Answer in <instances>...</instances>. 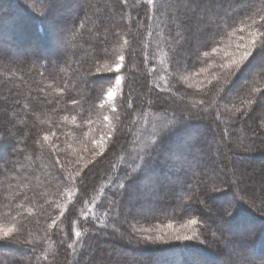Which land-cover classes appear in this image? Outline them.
Instances as JSON below:
<instances>
[{
    "label": "trees",
    "instance_id": "trees-1",
    "mask_svg": "<svg viewBox=\"0 0 264 264\" xmlns=\"http://www.w3.org/2000/svg\"><path fill=\"white\" fill-rule=\"evenodd\" d=\"M34 2L0 0V44L55 51L50 60L24 55L17 63L0 54V229L11 230L0 239V264H203L202 256L218 263L223 252L227 264H264L252 260L264 254V203L245 198L218 168L229 146L264 158V72L250 69L264 62V48L227 82L223 67L264 39V0H192L188 9L176 0H54L56 12L70 4L57 25L66 33L63 49H55L58 37L50 39ZM183 56L191 64L185 74H202L199 86L178 87ZM117 76L119 90L106 104ZM144 89L148 102L140 104ZM159 119L171 126L162 134ZM129 124L152 142L129 136ZM215 136L224 151L215 150ZM167 179L171 185H160ZM119 182L126 188L113 212ZM145 193L167 200L144 210L137 204L148 207ZM56 227L73 241L71 258ZM161 233L192 239L143 241ZM25 244L32 253L22 255Z\"/></svg>",
    "mask_w": 264,
    "mask_h": 264
},
{
    "label": "rangeland",
    "instance_id": "rangeland-1",
    "mask_svg": "<svg viewBox=\"0 0 264 264\" xmlns=\"http://www.w3.org/2000/svg\"><path fill=\"white\" fill-rule=\"evenodd\" d=\"M33 1H35V2H37L36 4L37 5H39V7L40 8H42L43 7V5H42V3H41V0H33ZM127 1H131V0H127ZM186 1L187 0H179V7L181 8V9H185V5H188L189 4V1H187V3H186ZM35 2H34V4H35ZM182 2V3H181ZM63 2H62V0H56V2H55V4L57 5V6H59V5H61ZM54 4V2H53V5H52V7L55 5ZM40 5H42V6H40ZM38 7V6H37ZM38 7V8H39ZM62 7L63 8H61V9H63L62 11H58V12H56V11H54V10H52L51 9V13H52V15L51 16H47L46 14H44L45 16V18H44V22H45V24H46V27H47V31H46V33L48 32L49 33V35H50V39H54L56 36L58 37V41L55 43V49L56 48H60L61 46H62V48L61 49H63V48H65L64 46H65V41H64V38L63 37H65V35H66V33H63L62 32V30H61V28H58V24L60 23V20H61V17L60 16H62L64 13H65V11H66V9L68 8V7H70V4L69 3H64L63 5H62ZM141 7V6H140ZM79 9H77L76 8V10H75V13L71 16L72 18H75L76 16H78L79 15V13L81 12V11H83V2L82 3H80V6L78 7ZM191 8V7H190ZM122 10H123V12L125 11V6H123V8H122ZM44 12V11H43ZM131 16H132V18H133V14L131 13ZM67 18V17H66ZM131 18V17H130ZM131 18V19H132ZM128 24V23H127ZM125 25H126V23H125ZM137 25V24H136ZM126 27V26H125ZM180 28V27H179ZM195 28V27H194ZM183 30H185V29H183ZM197 30V29H196ZM62 34V35H61ZM59 35V36H58ZM178 40V39H177ZM182 43V42H181ZM30 46H27V47H25V48H22V50L19 48V47H17V46H15V47H9L8 45H4V44H0V54H6V57H7V59L8 60H10L11 62H14V63H17L19 60H20V58L21 57H23L24 55H28V56H40V57H42V55L43 56H45L47 59H53L54 58V56H55V54H54V52L55 51H49L48 53L46 52H43L42 50H40V49H38V47L37 48H31V44H29ZM204 52V51H203ZM137 57V55L135 56V58ZM143 57V56H142ZM188 57H186V56H183V59H182V62L180 63V66H181V72L179 73V75H178V79H179V86L178 87H180V89L181 88H183V89H188V87L189 86H199L200 84H201V82L203 81V78L201 79V76H202V74H192V75H189V74H185L186 73V71H189V68H191V64H189L188 63ZM264 63V62H263ZM263 63L262 62H260L258 65H256V63L254 64V62H253V64L251 65V67H250V69L252 68V67H257V69H255L257 72H264V65H263ZM119 66H120V64H119ZM250 69H249V71H250ZM4 71V70H3ZM248 71V70H247ZM255 71V72H256ZM6 72L7 73H12L13 71H8V70H6ZM167 72H165V74H166ZM2 77H4V78H6V76H2ZM234 78V77H233ZM233 82H234V80H233ZM233 82L231 83V86L232 85H234L233 84ZM120 83H121V78H120ZM154 82H152V84H153ZM162 85H161V84ZM159 84V86L161 87V88H165V86H166V84H163V82H159L158 83ZM14 84H9V87L10 88H14ZM119 86L120 85H117L116 84V81H115V84H114V86H113V88L111 89V96H109V92L107 93V95L105 96V103L106 104H109V103H111L112 102V100L114 99V97H115V95H116V93L118 92V90H119ZM171 87V85L170 84H168L167 85V88L166 89H168V87ZM236 87V86H235ZM175 90V89H174ZM175 93L177 92V91H174ZM137 95V94H136ZM175 96H179V94L177 93V94H175ZM148 96H147V90L146 89H144L143 90V92L141 93V94H139L138 95V102L141 104L142 102L143 103H147L148 102V98H147ZM182 97V96H181ZM13 102H11V104H12ZM139 104V105H140ZM134 110V109H133ZM215 116V115H214ZM187 118H189V119H191V118H193V119H197V118H195V117H193V116H188ZM203 118L204 117H202V120H203ZM158 119V118H157ZM156 119V120H157ZM205 119V118H204ZM216 119V118H215ZM156 120H154V122H156ZM186 120V119H185ZM220 120V119H219ZM160 123H159V122ZM156 123H158V126H160V125H162V123H164V125L163 126H165V122H161V119H159ZM145 121H142V122H140V126H141V129H143V127H145L144 125H145V123H144ZM219 122V121H218ZM224 123V122H223ZM239 124V123H238ZM168 125V124H167ZM238 126V125H237ZM13 128V126H10V128L9 127H7L6 128V131H9V130H12V128ZM243 127L241 126V127H237V129H238V131L240 132V133H244V132H246L245 130H243L242 129ZM260 128H261V130H263L264 131V124H262L261 126H260ZM260 128H259V130H260ZM154 130H155V128H153ZM124 130H125V132H128V134H129V136H132L133 138H135V140L137 139H141L142 141H140L141 143H143V141L145 140V139H147V140H145L144 142H148V141H150V142H152L151 141V139L148 137V134H144V135H140L139 134V131H141L140 130V128H138V129H135V127L134 128H131V126H130V124H129V126H127V127H125L124 128ZM136 130V131H135ZM151 131H153L152 129H151ZM200 131V130H199ZM253 130H249L248 131V133L249 134H251V135H255L256 134V131L254 130L253 132H252ZM149 132V131H148ZM202 131H200V133H201ZM151 134H153V132H151ZM21 135H23V130H22V133H21ZM140 135V136H139ZM139 137V138H138ZM143 138H145V139H143ZM136 140V141H137ZM135 141V142H136ZM137 143V142H136ZM135 143V144H136ZM214 144L216 145L215 146V150H217V151H222L224 148V146L222 145V142H218L217 141V136H215V141H214ZM152 145V144H151ZM150 145V146H151ZM134 146H137V145H134ZM134 150H135V152L136 151H140L141 153H142V150H140V148L139 147H136V148H134ZM224 151V150H223ZM251 153H254V151L253 152H251ZM216 155V153H213V157ZM225 154H226V156H224V158H223V160H220V162H221V167H218L219 168V172H220V170H221V172H225V175H227V177H228V180H232V181H234L235 182V185H236V187H237V189L239 190V191H242V195L244 194L245 195V198H247L248 200L250 199V196H252L254 199H256V201L258 202V203H260V204H262V203H264V158H262V157H259V156H256V157H251L250 158V156L249 157H247V152H243V151H240V148H239V146H235L234 145V147H232V146H229V148L228 149H226L225 150ZM5 156H4V152L1 154V156H0V161L1 162H3L4 161V158ZM205 159H209L210 158V156H207V157H204ZM131 159V158H130ZM133 161V158L129 161L128 160V166H127V168H129V164H130V162H132ZM237 161H239V162H241V163H237ZM244 163V164H243ZM96 164H98V162L97 163H93L92 164V166H96ZM100 164V163H99ZM238 164H240V167H242L243 168V166H245L246 168L245 169H247V170H245L244 172H242V170L240 169V170H238ZM91 166V167H92ZM110 166H111V164H110ZM91 167H87L86 169H84V171H82V174H81V176L83 177V176H85L86 174H89L88 172H89V170L91 169ZM129 170V169H128ZM92 174V173H91ZM111 177H115L116 178V176H115V174H114V172L111 174ZM116 180H118V178H116ZM97 185V184H96ZM160 185H165V186H169V185H171V180H168L167 179V181L166 180H161L160 181ZM98 186V185H97ZM250 190H252V191H250ZM167 189H165V187H164V189H163V193L164 194H167ZM248 193V194H247ZM241 195V196H242ZM243 197V196H242ZM146 198H148V200H149V204H148V207H146V206H144V203L142 202V201H140V202H138V204H137V206L139 205V207H142V209L144 208V210H150V211H153V210H156L157 209V206L159 205V204H163V202L165 201V200H167L166 198H164V199H161V198H154V197H152V196H149L148 194H146L145 193V200H146ZM244 198V200H246L247 201V199H245ZM251 200V199H250ZM253 200V199H252ZM127 202L130 204V203H132L131 202V200H127ZM151 202H156V203H159L158 205H156V203H151ZM249 203L251 202V201H248ZM112 204V203H111ZM110 204V205H111ZM221 205V204H220ZM136 206V205H135ZM114 209H113V212L115 211V206L113 207ZM142 209H138L139 211L140 210H142ZM248 222H250V221H248V220H246V225H247V223ZM242 226H244V225H242ZM56 229H58V232H59V235H60V247H61V252H65V253H67L69 256L68 257H70L71 258V256H73L74 255V249H75V246L73 247H71V248H69L68 247V245L69 244H71V245H73V241H71V242H67L66 241V239H65V236H64V230L61 228V227H56ZM8 231V230H7ZM6 231L5 230H1L0 229V239H2V238H4V237H2V235L5 233ZM11 232V231H10ZM114 232H116V231H114ZM248 232V231H247ZM4 236V235H3ZM63 238V239H62ZM9 240V239H8ZM31 240V239H30ZM29 239H23V243L24 242H26V243H28V245H32L33 244V242H35V241H30ZM78 242V241H77ZM124 242H126V241H124ZM201 243V242H200ZM208 244V243H207ZM28 245H26L25 244V246H23V249H24V251H26V253L24 252V254H22V255H27L28 253H32V248H31V246H28ZM104 246V244H99L98 246H97V248H101V247H103ZM108 246V245H107ZM95 249H96V247H94ZM207 248V249H206ZM205 248V250H207V251H211L212 249L210 248V247H206ZM156 251V253H157V249L155 250ZM158 252H159V249H158ZM172 252H177V251H172ZM168 253V252H167ZM17 254L18 253H13V255H15L14 256V258H17ZM73 254V255H72ZM163 254H165V251H160L159 253H157V254H155V256H158V255H163ZM166 255V254H165ZM47 256H49V254H47ZM203 257V256H202ZM201 257V260L199 261V262H203V264H227V260L229 259V256L228 255H225L224 254V252H223V254L222 255H220V257L217 255L216 256V258H219L220 259V261L217 263V262H214V261H211V259H209V260H205L206 258L205 257H203L202 258ZM87 260H88V263H89V260H90V258H91V256L90 255H88L87 257ZM73 259H74V257H73ZM252 260L254 261V262H261V261H264V254H262V255H258V254H256V255H254V257L252 258ZM90 263L91 264H97V262H95L94 260H90ZM196 263H197V261H196Z\"/></svg>",
    "mask_w": 264,
    "mask_h": 264
},
{
    "label": "snow or ice",
    "instance_id": "snow-or-ice-1",
    "mask_svg": "<svg viewBox=\"0 0 264 264\" xmlns=\"http://www.w3.org/2000/svg\"><path fill=\"white\" fill-rule=\"evenodd\" d=\"M54 0H41V3L43 5V11L45 12V14L47 16H51V9H52V5H53ZM166 2V0H165ZM177 3H179V0H176ZM192 0H189V4L185 5V8L188 9L190 8ZM147 4L148 5H154V0H147ZM260 48H264V39H261L259 41H257L256 39H253L249 42V44H247L243 50V52L240 54V57L238 60H234L232 61L231 65H224L223 67H225L226 69H228L227 71V76L225 78L226 82L227 80H229L233 75H235L237 72H239L242 68V65H245V61H248L249 57L252 56V54ZM205 55H207V53H205ZM121 59H123V57H121ZM115 71L117 73L120 72V66L117 65L115 67ZM111 79V77L109 78ZM116 80V84L120 85V77L117 76L115 78ZM111 90H109V96H111ZM259 103H264V96H261L259 98ZM105 119H107V117H105ZM171 126L169 125H165L160 129V133H164L166 130L170 129ZM140 159H143L142 157ZM136 171V169L134 168L132 172H125V177L124 180H129L132 176L133 173ZM126 188V185L124 182H119L116 186V188L112 191V196H113V200H112V206H116L119 204L121 198L124 196V189ZM212 191H216V188H212ZM207 193V189H205V194ZM53 223H55V221H53ZM191 223L195 224L196 221L193 220L191 221ZM11 231V230H9ZM9 231H6L4 233L5 237H7L9 235ZM77 236L80 235L79 232L76 233ZM170 239H174V240H190L192 239V237L190 236H179L176 235L174 237H168L167 234L165 233H161L160 235H154V236H144L143 237V241L145 243H151V244H158V243H167ZM140 241L138 240L137 243H139ZM69 248L72 247L71 244L68 245Z\"/></svg>",
    "mask_w": 264,
    "mask_h": 264
}]
</instances>
